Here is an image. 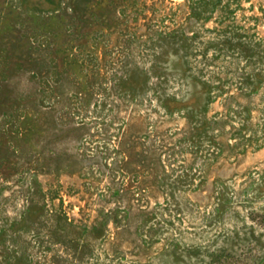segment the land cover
<instances>
[{
	"label": "rangeland",
	"instance_id": "obj_1",
	"mask_svg": "<svg viewBox=\"0 0 264 264\" xmlns=\"http://www.w3.org/2000/svg\"><path fill=\"white\" fill-rule=\"evenodd\" d=\"M239 3L186 29L191 0H0V264H264V0ZM230 26L259 47L219 53Z\"/></svg>",
	"mask_w": 264,
	"mask_h": 264
},
{
	"label": "trees",
	"instance_id": "obj_2",
	"mask_svg": "<svg viewBox=\"0 0 264 264\" xmlns=\"http://www.w3.org/2000/svg\"><path fill=\"white\" fill-rule=\"evenodd\" d=\"M233 4L236 5L235 7L240 6L239 0H191V13L190 15L187 14L185 17L186 29L193 28L194 23L195 25H198L202 21H209L212 17H219L218 21L221 24L227 21L229 23L234 13L233 9H231V5ZM234 27L232 28V26H230L228 27V30L216 28V36L211 44L215 46V49L219 53L228 52L239 55L240 57H245L246 55L253 53L259 45L255 42L253 43L250 36L245 35L247 34L246 31H243L244 33L242 35L237 33L238 30H236L237 32L235 31V29L239 27ZM159 37L161 38L160 41L164 49H170L169 45L166 44L167 42H170V45L172 46L171 49H176L173 50V52H177V55L184 54V52L190 50L189 44L195 41L194 39L198 38L195 33H192L191 37H188L187 31L185 30H183V32L181 30H174L168 35L162 34ZM249 57L250 56H248V58Z\"/></svg>",
	"mask_w": 264,
	"mask_h": 264
}]
</instances>
